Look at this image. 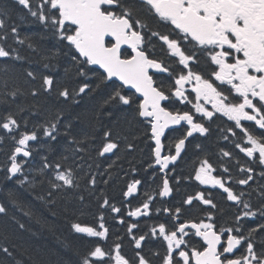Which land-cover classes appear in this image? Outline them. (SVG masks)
<instances>
[{
	"label": "snow or ice",
	"instance_id": "6c2138e0",
	"mask_svg": "<svg viewBox=\"0 0 264 264\" xmlns=\"http://www.w3.org/2000/svg\"><path fill=\"white\" fill-rule=\"evenodd\" d=\"M15 3L25 9L59 45L55 50H46L48 54L42 57L46 61L43 67L50 71L41 74L39 89L32 88L30 95L33 98L41 94L54 95L57 104L70 108L71 104L79 103L77 97L94 91L88 81L90 74L95 77L98 81L96 88L107 89L102 106L123 111L146 126L145 135L154 144L151 149L153 163L148 167L154 170V176L157 167L164 176L158 187L159 197H169L173 191L169 166L181 157L190 137L209 134L206 122H212L216 114L233 122V126L227 129L228 133L237 136L235 129H239L242 134L234 147L249 158L256 157L259 165L264 167V132L255 135L242 124V121L254 122L264 130V0H15ZM12 15V9L0 8V58L19 61L24 59L20 51L5 47L9 36L18 45L26 44L32 52L38 51V45L31 37L21 39L16 24L9 26ZM153 23L157 27L154 28ZM108 37L111 40H107ZM157 45L166 59L156 57ZM61 49H66L63 56L67 57L69 64L65 72L82 78L77 89L58 86L57 78L51 72L57 67ZM3 72L7 76V68ZM26 77L30 80L37 78L31 70H26ZM189 85L194 101L190 94H186ZM4 86L7 87V79ZM20 94L19 88L0 94V107H3L0 132L8 134L14 141L8 162L2 169L5 187L13 185L7 193L8 200L16 204L31 197L54 205L60 194H71L83 205L85 196L80 191L81 182L77 175V169L83 167L81 164L73 168L59 161L54 163L45 156L42 166L36 170L37 174L30 178L32 170L28 165L33 150L29 148V142L38 140L39 133L27 129V118L21 116L25 108L16 104ZM176 101L185 106L191 104V108H176ZM12 105H16L15 110ZM205 105H211V110ZM31 115L37 116L39 112L33 111ZM21 119H24L23 131ZM184 125L187 127L183 134L174 140V154L171 145L169 153L163 154L165 130ZM37 127L49 141L55 142L63 135L73 157L87 151L84 144L89 137L77 138L72 120L64 119L62 108L50 111L49 117ZM224 139L229 137L225 135ZM92 147L98 157H106L107 154H115L119 142L113 138L111 130H106L98 146ZM127 147L132 149L133 145L128 144ZM196 148L199 149L200 145L197 144ZM222 156L231 159L232 153L223 150ZM79 158L83 159L82 156ZM62 159L67 160L68 157ZM215 171L209 160L203 159L188 179L222 189L228 201L242 204L243 210L235 216V226L218 227L211 212L199 221L180 222L183 205L192 206L194 201H199L211 209L217 207L200 191L195 196L189 195L183 205L175 207L174 214L171 208L157 209L171 216L174 222L171 227L161 222L150 229L151 237L162 240L165 247L163 255L155 253L159 264H264V243L258 251L252 239L254 233L264 231V225L244 234L241 222L257 213L252 211L248 201L243 200L245 194H236L222 176L213 174ZM223 171L228 172V169ZM241 171L251 172L252 169L242 168ZM86 175H91V179L84 191L95 189L96 175L90 172ZM251 179L252 176L248 175L238 183L247 185ZM45 182L47 195H36V185L43 189ZM141 183V180L134 179L128 184L123 192L126 200ZM152 201L153 197L148 196L140 206L129 210L127 216H149ZM99 208H110L114 214L122 212L121 207L110 205L107 198ZM7 213L6 204L0 203V214ZM259 214L264 216V204ZM25 215L30 213L25 212ZM98 221L93 224L79 220L71 223L73 233L97 238L83 252L66 245L76 257L75 264H152L143 254L142 247L149 234L137 237L134 232L136 223L127 227L136 250L134 258L129 259L122 254L119 242L108 250L104 248L100 241H107L109 228L103 211ZM118 223L123 225L124 218L121 217ZM16 224L19 230L25 229L23 223L16 221ZM241 248L244 250L237 256L236 252ZM0 254L10 258L14 255L7 246L0 247ZM17 264L23 262L18 261Z\"/></svg>",
	"mask_w": 264,
	"mask_h": 264
},
{
	"label": "trees",
	"instance_id": "16d2710c",
	"mask_svg": "<svg viewBox=\"0 0 264 264\" xmlns=\"http://www.w3.org/2000/svg\"><path fill=\"white\" fill-rule=\"evenodd\" d=\"M0 8L12 9L13 15L8 21L9 26L16 24L21 39L31 37L34 44L38 45V51L32 52L26 44L18 45L9 36L5 47L18 49L24 59L17 61L0 58V94L19 88L21 94L18 95L16 104L25 108V112L21 116L27 118L28 131L35 130L39 133L38 140L29 142V148L33 150V154L29 158L28 169L32 170L29 172V176L31 178L37 174L36 170L42 166L45 156L54 163L59 161L65 166L71 165L73 168L76 164H81L83 167L77 169V175L81 182L80 191L85 196L83 205L71 194H60L55 198L56 203L54 205L45 200H34L31 197H27L16 204L9 201L7 193L13 189V185L8 184L5 187L6 182L3 180L2 169L8 162V155L14 147V141L8 134L0 132V137H3L0 140V203L6 204L8 208L7 215L0 214V247H9L14 254L11 258L0 254V264H17L18 261L23 262V264H75L76 257L66 245L70 244L83 252L92 246L94 240L73 233L70 227L72 222L79 220L85 224L99 223L100 212L103 211L105 215L110 210V208L100 209L99 204L105 198L109 200L110 205L118 206L121 204L125 198L123 192L127 190L128 184L134 179L142 181L138 186L139 188L153 189V193L158 194V187L162 184L163 176L160 175L158 168L155 169L154 176V170L148 167L153 163L151 149L154 145L150 138L145 135V125L138 123L123 111H117L107 105L102 106L107 89H97L98 81L91 74L88 82L94 91L77 97L79 103L71 104L70 108L64 104H57L54 95L41 94L33 98L30 95L32 88L39 89L41 74L50 71L43 67L46 61L42 57L48 54L46 50H55L59 47L58 42L49 33H46L42 26L27 14L25 9L16 4L15 0H0ZM42 36L43 39H41ZM60 51L61 56L57 67L51 69V72L55 74L58 86H67L70 90L77 89L82 78L76 77L72 72H65V69L69 67L67 57L63 56V51L66 49ZM5 68H7V76L3 72ZM26 70L34 71L37 78L35 80L27 78ZM5 79H7V87L4 86ZM12 107L15 110L16 105H12ZM57 108L64 109L65 120H72L74 133L78 139L85 136L89 137L84 144L87 151L80 153L77 157H73L71 147L66 145L63 135L58 137L55 142L49 141L43 137V133L37 127L49 117L50 111L55 112ZM33 111H38L39 115L32 116ZM0 115H3V107H0ZM23 124L24 119H21V131L24 130ZM106 130H111L113 138L119 142V148L114 150L115 154L98 157L92 146H98L103 131ZM91 137H95V139L93 140ZM128 144H132L133 148L129 149ZM209 147L210 145L203 150L209 151ZM64 156H67L68 159L63 160L62 157ZM80 156L83 157L82 160L79 158ZM186 157L187 155L184 153L182 162H179L175 167V171L178 170L183 175L176 178L170 177L173 189L172 198H176L175 205L178 206L183 205V201L189 195L195 196L198 190L194 181L184 175L189 171L184 164L185 162L183 163ZM89 172L96 175L97 184L95 189L89 188L88 191H84L87 181L91 179V175H86ZM239 180L229 179L227 182L238 184ZM254 182L250 180L245 187ZM47 187L46 182L43 189L37 184L35 194L46 196ZM236 188L242 187L238 185ZM244 197L251 202L258 200L263 202L264 185H258L254 195L248 192L247 196ZM221 202L226 206H222V210L227 214V216L221 217L222 220L231 221L233 210L223 199ZM66 206L68 207L67 211H65ZM254 206L259 211L261 205ZM184 208L183 205L182 209ZM25 212L30 213V215H25ZM16 221L23 223L25 229L19 230ZM246 223L249 226L255 224L250 221ZM260 225H264V216L258 226ZM262 238L263 236H260V240Z\"/></svg>",
	"mask_w": 264,
	"mask_h": 264
},
{
	"label": "flooded vegetation",
	"instance_id": "af4514ba",
	"mask_svg": "<svg viewBox=\"0 0 264 264\" xmlns=\"http://www.w3.org/2000/svg\"><path fill=\"white\" fill-rule=\"evenodd\" d=\"M154 28L157 27L154 23L152 25ZM155 55L157 58H165V54L161 52L159 45L156 46ZM188 93L190 94V98L194 101V94L191 93V86H187ZM203 103V101H201ZM209 110H211V105H205ZM175 107L181 110H188L191 108V104H181L179 101L175 102ZM170 110L171 107H170ZM207 126L209 127L210 131L207 136H201L199 134H194L193 137L189 138V141L186 142V149L182 153L180 160L177 163H181L183 160V155L186 153L187 157L184 159L183 163L188 167L189 171L184 173L185 176L190 177L194 175L195 168L199 167L200 161L203 159L209 160V162L213 165L216 171L213 173L217 176H222L223 179L227 182L229 179H244L247 178L248 175L252 176L253 181H255L252 185L245 187L244 185H240L239 183L231 186L232 190L236 192V194H240V192H244V196H247L249 192L251 195H254L255 190L258 185H264V167L260 166L258 163V159L256 157L249 158L241 153L239 149L235 148L234 145L238 139L242 136L239 132V129H235L237 132V136H232L228 133L227 129L233 126L232 121H228L226 117L220 116V114H216L212 122H206ZM246 127H248L249 131L253 132L255 135H259L264 130L259 129L254 122L250 121H242ZM186 125L183 127L181 126H173L170 130H165L166 135L162 138V142L164 144L163 154L169 153V146L171 145V152L174 154V140L179 138L183 131L186 129ZM223 130V131H222ZM227 135L229 137L228 140L224 139V136ZM200 145V148L197 149L196 145ZM208 145L209 151L203 150ZM227 150L232 153V158H227L222 156V151ZM258 157V154H256ZM172 167V166H171ZM170 168V167H169ZM227 168L228 172H224L223 169ZM251 168V172L241 171V169ZM176 168H170L169 172L171 173L170 176L172 178L179 177L183 175L180 171H175ZM192 180V179H191ZM195 181V180H194ZM195 184L198 188L197 192H203L206 198L212 199L213 203L216 204L215 209H211L208 206L201 204L199 201H194L192 206L184 205L185 208L182 209L181 213V221L186 220H197L206 218L209 212L212 213L218 227H229L235 226V216L239 215L240 212L243 210V205H236L231 201L227 200L226 194L223 193L222 189L217 187H213L211 185H200L198 182L195 181ZM237 185H240L242 188H236ZM153 189H142L137 187V191L134 195H131L127 198L122 200L121 204L116 207H121L122 212L120 214L111 213L109 210L104 216L106 225L109 228V235L107 241H100V243L104 246L106 250L110 249L114 243H121L122 244V254L125 255L127 258L132 259L135 256V245L132 237L127 232V227L131 223H136L137 228L134 229L135 235L138 237L140 235H144L146 233L149 234V238L142 242L143 247V254L152 261V264H159V261L155 255V253L159 252L161 255L164 254L165 247L163 245V241L160 239L152 238L150 235V229L154 225H158L161 222L168 223L169 226L174 223L172 221L171 216L167 213L160 211L158 212L157 209L163 208H171L173 214L175 212V205L176 198H172V195L169 199H164L159 197L157 193H153ZM156 192V191H155ZM148 196L153 197V201L150 203V215L143 216V217H128L127 212L129 210L135 209L136 207L140 206L144 203ZM243 196V200L248 201L252 206V211L256 212L257 215L251 218H245L241 224L244 230V234L247 235L249 229L258 228V224L262 222L263 216L259 214V211L254 205H262L264 201H257L251 202L247 198ZM172 198V200H171ZM187 199V198H186ZM221 199L225 201V203L231 207L233 212L231 213V221L222 220V216H227L226 213L223 212L222 206H225ZM130 202V203H129ZM226 207V206H225ZM237 211V212H236ZM115 217V218H114ZM123 217L125 223L120 225L118 220ZM247 221L254 222L255 224L252 226L247 225ZM254 226V227H253ZM191 232V230H189ZM260 236L263 238L260 240ZM119 238V239H118ZM97 238H93L95 241ZM198 240L199 238H195ZM253 242L257 246V250H260L262 243H264V231H257L253 234ZM246 247V245H245ZM243 248L236 252V255L239 256L243 252Z\"/></svg>",
	"mask_w": 264,
	"mask_h": 264
},
{
	"label": "water",
	"instance_id": "95a60500",
	"mask_svg": "<svg viewBox=\"0 0 264 264\" xmlns=\"http://www.w3.org/2000/svg\"><path fill=\"white\" fill-rule=\"evenodd\" d=\"M107 40H111V38L110 37H108V38H106ZM124 47H126V46H124ZM171 127H173V126H171ZM170 127V128H171ZM170 128L169 129H166V130H170ZM184 152V151H183ZM182 152V153H183ZM107 155H112V154H107ZM182 155V154H181ZM179 159L180 158H178V160L175 162V164L179 161ZM175 164H173V165H175ZM172 165H170L169 167H171ZM138 187V186H137ZM136 192H134L132 195H134ZM171 195H172V193H171ZM171 195L169 196V197H166V198H164V199H169L170 197H171Z\"/></svg>",
	"mask_w": 264,
	"mask_h": 264
},
{
	"label": "bare ground",
	"instance_id": "6f19581e",
	"mask_svg": "<svg viewBox=\"0 0 264 264\" xmlns=\"http://www.w3.org/2000/svg\"><path fill=\"white\" fill-rule=\"evenodd\" d=\"M132 180V179H131ZM40 189V188H39ZM90 196V195H89ZM2 203V202H1ZM23 212V211H22ZM16 219V218H15Z\"/></svg>",
	"mask_w": 264,
	"mask_h": 264
},
{
	"label": "rangeland",
	"instance_id": "374dc122",
	"mask_svg": "<svg viewBox=\"0 0 264 264\" xmlns=\"http://www.w3.org/2000/svg\"><path fill=\"white\" fill-rule=\"evenodd\" d=\"M235 185V184H234ZM228 186V185H227Z\"/></svg>",
	"mask_w": 264,
	"mask_h": 264
}]
</instances>
